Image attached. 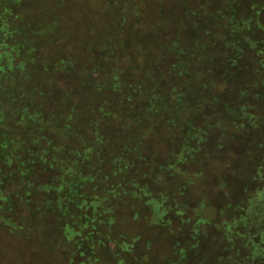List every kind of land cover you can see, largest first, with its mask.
<instances>
[{
    "label": "rangeland",
    "instance_id": "1",
    "mask_svg": "<svg viewBox=\"0 0 264 264\" xmlns=\"http://www.w3.org/2000/svg\"><path fill=\"white\" fill-rule=\"evenodd\" d=\"M12 2L0 14L30 31L33 139L48 161L34 186L68 209L51 217L70 224L71 205L102 202L103 234L142 236L140 264H179L202 200L212 217L262 185L264 0Z\"/></svg>",
    "mask_w": 264,
    "mask_h": 264
},
{
    "label": "trees",
    "instance_id": "2",
    "mask_svg": "<svg viewBox=\"0 0 264 264\" xmlns=\"http://www.w3.org/2000/svg\"><path fill=\"white\" fill-rule=\"evenodd\" d=\"M14 21V14H0V264H129L130 257L140 264L135 257L144 244L142 236L119 243L111 234H103L113 223L103 224L106 207L102 202L92 208L71 205L68 224L51 217L68 210L62 206L65 197L49 198L43 179L34 186L35 176L47 175L48 161L33 139L34 123L42 126V119L32 105L28 84L33 71L32 39L28 29L16 34ZM260 177L261 187L245 203L216 206L212 217L205 214L202 200L198 211L183 221L192 225V244L177 251L179 264H193L195 255L198 264H254L257 260L264 264V175ZM90 210L99 217H87ZM153 214L158 227L170 226V221H160L156 211ZM207 227L215 235L209 237ZM145 244L143 250L149 251L151 242Z\"/></svg>",
    "mask_w": 264,
    "mask_h": 264
}]
</instances>
